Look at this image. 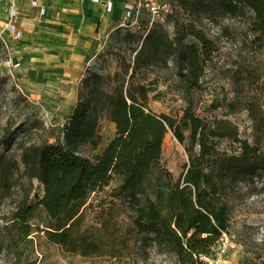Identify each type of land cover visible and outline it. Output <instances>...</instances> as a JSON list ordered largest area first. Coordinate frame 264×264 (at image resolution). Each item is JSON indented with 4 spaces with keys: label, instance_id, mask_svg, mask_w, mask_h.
<instances>
[{
    "label": "trees",
    "instance_id": "1",
    "mask_svg": "<svg viewBox=\"0 0 264 264\" xmlns=\"http://www.w3.org/2000/svg\"><path fill=\"white\" fill-rule=\"evenodd\" d=\"M178 5L186 11L215 7L233 16L248 9L251 32L258 39L264 36V0H178ZM175 17L176 8L163 23L149 25L148 13L139 10L134 24L131 20L114 29L136 27L123 35L124 40L131 38L136 43L133 60L128 63L117 55V69L105 75L86 65L76 88V103L62 128V139L18 145L23 174L43 185L44 194L37 203L49 223L34 227L30 223L34 205L27 198L18 203L4 227L9 236L7 244L0 241V250L14 254L16 262L20 260L18 239L26 240L32 253L31 236L35 232H44L51 243L68 252L83 256L98 252L99 244L85 235V203L91 192L107 186L115 177L119 180L117 196L127 201L132 224L143 235L144 244L153 242L164 248L180 264H204V257L214 256V247L229 227L231 186L241 177L264 175V150L239 139L231 123L207 124L194 114L191 95L200 88L206 61L215 47L192 25L176 23L175 34L170 37L165 26ZM188 36L195 41H187ZM105 53L102 46L93 59ZM168 61L174 64L186 95L187 107L180 119L152 111L148 107L150 89L134 81L139 70L164 67ZM246 108L257 129L262 119L256 104L249 100ZM102 118L114 124L115 135L90 159L79 149L87 145L96 150L102 143ZM167 132L180 143L188 134L199 148L176 179L160 163ZM214 137L233 138L240 144L239 153H221L212 143ZM18 170L17 161L0 152L3 195L10 194L12 176Z\"/></svg>",
    "mask_w": 264,
    "mask_h": 264
},
{
    "label": "rangeland",
    "instance_id": "2",
    "mask_svg": "<svg viewBox=\"0 0 264 264\" xmlns=\"http://www.w3.org/2000/svg\"><path fill=\"white\" fill-rule=\"evenodd\" d=\"M176 17L165 28L170 37L177 24L192 25L201 30L214 44L215 50L206 61L200 78V88L192 92V109L207 124L227 121L235 127L237 137L264 150V36L257 38L250 30L251 12L230 15L218 8L206 11L184 10L178 0H172ZM8 0H0V152L17 161L19 170L12 176L13 188L8 195L0 192V241L7 244L4 230L11 212L27 198L34 205L30 223L43 228L49 219L37 201L44 194L43 185L23 174L19 144L55 143L62 139V128L71 108L76 103L79 71L66 69L64 77L48 76L29 55V36L23 14L18 17L16 38L5 30ZM22 22V23H21ZM177 23V24H176ZM102 38L105 55L88 65L105 75L117 69L116 57L121 55L128 63L133 60L132 47L136 43L123 35L136 27H120ZM142 32V31H141ZM187 41H195L192 36ZM46 51L40 54L44 55ZM134 81L149 89L148 107L180 119L187 107L185 92L172 61L164 67L139 70ZM253 100L259 111L261 124L256 129L246 108ZM102 143L96 150L81 146L79 152L90 159L101 151L115 135V126L106 118L100 121ZM10 143V144H9ZM218 151L227 155L238 154L240 144L231 137L212 138ZM199 151L187 138L180 143L167 132L161 152V165L176 179ZM119 180L113 178L107 186L93 191L86 200L84 225L88 240L99 244L96 253L83 256L66 251L51 243L44 232L32 234L33 251L26 240L18 239L20 260L14 254L0 250V264H180L176 257L153 242L144 244L143 235L132 224L127 201L117 196ZM231 206L228 229L223 232L214 256L204 257V264H264V175L245 176L235 181L228 194ZM3 247V246H2ZM29 261V262H28Z\"/></svg>",
    "mask_w": 264,
    "mask_h": 264
},
{
    "label": "crops",
    "instance_id": "3",
    "mask_svg": "<svg viewBox=\"0 0 264 264\" xmlns=\"http://www.w3.org/2000/svg\"><path fill=\"white\" fill-rule=\"evenodd\" d=\"M32 1L11 0L26 20L21 29L30 37L29 59L33 57L48 76L64 77L66 69L79 71L92 62L102 49V38L125 22L129 0H36L37 5Z\"/></svg>",
    "mask_w": 264,
    "mask_h": 264
},
{
    "label": "built area",
    "instance_id": "4",
    "mask_svg": "<svg viewBox=\"0 0 264 264\" xmlns=\"http://www.w3.org/2000/svg\"><path fill=\"white\" fill-rule=\"evenodd\" d=\"M8 15L7 23L5 25V30L15 35L16 38L22 36L21 30L18 29L17 22L19 17V10L15 3L8 0ZM33 5H37V1H32ZM110 9V5H108ZM139 10H145L149 15V25L153 22L163 23L166 18L172 16L175 11V7L172 4L171 0H129L124 6V15L123 20L131 21L132 24L136 22Z\"/></svg>",
    "mask_w": 264,
    "mask_h": 264
}]
</instances>
